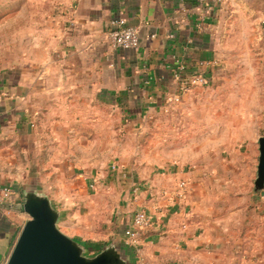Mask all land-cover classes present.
Masks as SVG:
<instances>
[{"label": "crops", "instance_id": "1", "mask_svg": "<svg viewBox=\"0 0 264 264\" xmlns=\"http://www.w3.org/2000/svg\"><path fill=\"white\" fill-rule=\"evenodd\" d=\"M56 1L62 4L54 12L51 45L40 44L51 47L52 56L42 53L35 62L0 72V264L7 263L29 219L21 206L23 187L32 179L22 163L30 151L39 160L51 153L59 160L61 141L71 139V130L87 128L94 112L112 108L140 116L186 96L176 56L187 64L186 75L202 71L210 80L225 43L264 46V0ZM119 17L138 28V50L111 45V21ZM49 136L57 144L51 151ZM175 183L154 176L146 191L118 210L110 244L118 243L128 264H237L240 249L239 264H264V202L257 204L260 221L231 212L209 220L192 190L186 200H174ZM141 209L152 224L128 237Z\"/></svg>", "mask_w": 264, "mask_h": 264}, {"label": "rangeland", "instance_id": "2", "mask_svg": "<svg viewBox=\"0 0 264 264\" xmlns=\"http://www.w3.org/2000/svg\"><path fill=\"white\" fill-rule=\"evenodd\" d=\"M61 4L0 0V72L35 62L42 53L52 56V48L40 44L52 42L54 12ZM255 43L250 48L225 43L208 83L156 111L94 112L87 128L66 130L71 139L61 141L59 160L53 153L39 160L30 151L21 162L34 181L29 183L58 207L60 230L82 246L103 243L104 249L118 210L146 191L154 176L165 175L176 182L174 200H186L192 190L209 220L231 212L260 221L257 204L264 202V189L255 191V180L264 136V46ZM46 140L51 151L57 144L50 136ZM95 249L84 254L95 256L100 252ZM237 254L239 264L243 249Z\"/></svg>", "mask_w": 264, "mask_h": 264}, {"label": "water", "instance_id": "3", "mask_svg": "<svg viewBox=\"0 0 264 264\" xmlns=\"http://www.w3.org/2000/svg\"><path fill=\"white\" fill-rule=\"evenodd\" d=\"M259 164L255 191L264 189V136L259 138ZM21 206L29 219L23 226L6 264H128L118 243H111L95 256L58 227L60 212L32 184L23 187Z\"/></svg>", "mask_w": 264, "mask_h": 264}, {"label": "built area", "instance_id": "4", "mask_svg": "<svg viewBox=\"0 0 264 264\" xmlns=\"http://www.w3.org/2000/svg\"><path fill=\"white\" fill-rule=\"evenodd\" d=\"M223 2L224 0H217ZM109 40L113 47L121 49H134L140 48V35L138 28L131 26L127 23L123 17L116 18L111 21V29L109 31ZM177 67V78L183 83V89L189 90L193 86L204 85L208 83V77L204 72H196L190 75H186L188 72L187 64L180 57L174 58ZM203 62H200L202 65ZM186 182L180 183V187L183 189ZM11 192L9 187L4 188V194L8 195ZM182 197V192H179ZM153 217L146 210H138L133 217V227L126 230L128 237H134L136 230L140 228H147L152 224Z\"/></svg>", "mask_w": 264, "mask_h": 264}, {"label": "trees", "instance_id": "5", "mask_svg": "<svg viewBox=\"0 0 264 264\" xmlns=\"http://www.w3.org/2000/svg\"><path fill=\"white\" fill-rule=\"evenodd\" d=\"M86 247H88V248H89V247H95V248H97V250L100 251V250L104 247V245H103V244H98V243H97V244H94V245H93V244H92V245H89V244H88Z\"/></svg>", "mask_w": 264, "mask_h": 264}]
</instances>
